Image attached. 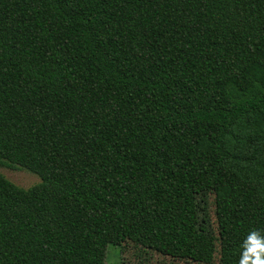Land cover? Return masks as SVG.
<instances>
[{"label":"trees","instance_id":"obj_1","mask_svg":"<svg viewBox=\"0 0 264 264\" xmlns=\"http://www.w3.org/2000/svg\"><path fill=\"white\" fill-rule=\"evenodd\" d=\"M0 264H106L110 211L210 194L218 264L264 235V0H0Z\"/></svg>","mask_w":264,"mask_h":264},{"label":"rangeland","instance_id":"obj_2","mask_svg":"<svg viewBox=\"0 0 264 264\" xmlns=\"http://www.w3.org/2000/svg\"><path fill=\"white\" fill-rule=\"evenodd\" d=\"M11 183L28 189L39 178L21 169L0 168ZM127 199L111 202L106 264H218L219 245L210 194L145 201L132 220Z\"/></svg>","mask_w":264,"mask_h":264},{"label":"clouds","instance_id":"obj_3","mask_svg":"<svg viewBox=\"0 0 264 264\" xmlns=\"http://www.w3.org/2000/svg\"><path fill=\"white\" fill-rule=\"evenodd\" d=\"M239 264H264V235L257 231L247 235Z\"/></svg>","mask_w":264,"mask_h":264}]
</instances>
